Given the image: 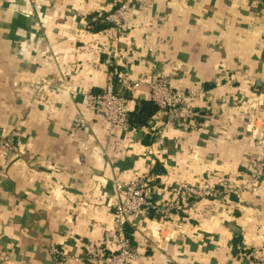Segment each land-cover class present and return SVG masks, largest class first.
<instances>
[{"label": "crops", "instance_id": "1", "mask_svg": "<svg viewBox=\"0 0 264 264\" xmlns=\"http://www.w3.org/2000/svg\"><path fill=\"white\" fill-rule=\"evenodd\" d=\"M118 4L0 0V135L14 144L0 146L2 264H56L52 247L100 264L87 258L115 248L118 187L143 173L156 204L178 207L133 216L131 264H264V179L249 178L264 153V0H136L122 35L103 19ZM110 71L132 132L89 108ZM157 79L185 109L156 108ZM186 186L230 192L185 199Z\"/></svg>", "mask_w": 264, "mask_h": 264}, {"label": "built area", "instance_id": "2", "mask_svg": "<svg viewBox=\"0 0 264 264\" xmlns=\"http://www.w3.org/2000/svg\"><path fill=\"white\" fill-rule=\"evenodd\" d=\"M135 2L136 0H119L118 6L104 16V22L113 31L122 35ZM113 58L115 62L120 63L124 60L125 54ZM113 74L112 71L109 72L107 85L103 92L97 96L88 94L86 98L89 108L95 114L102 116L111 129H119L129 133L134 128L130 124L125 96L115 89ZM117 82H121V79ZM123 86L126 88L129 84L125 83ZM149 88L150 100L159 111L176 113L185 109L184 106L188 103V98L185 95L173 90L164 80L157 79L151 82ZM256 118V115L251 117L249 124L251 128L254 127ZM255 131L257 133L256 128ZM0 146L8 152L14 149L13 140L4 133L0 135ZM151 178V173H143L138 179L118 187L123 190L124 197L113 206L115 227L111 239L115 248L108 254H104L98 249H92L87 260L100 264H131L136 257L132 243L134 232H128L127 227L133 216L139 213L152 212L161 218H171L173 211L178 207L177 203L176 201H169V203L162 206L156 204L149 188ZM249 178L253 182L264 179V153L252 163ZM228 192H230V189L227 186L223 189L186 186L181 189V196L185 199H222L228 196ZM51 252L57 259L56 264H63L70 259L63 250L56 247H52ZM6 261L7 257H0V264Z\"/></svg>", "mask_w": 264, "mask_h": 264}, {"label": "trees", "instance_id": "3", "mask_svg": "<svg viewBox=\"0 0 264 264\" xmlns=\"http://www.w3.org/2000/svg\"><path fill=\"white\" fill-rule=\"evenodd\" d=\"M147 115H149V114H147Z\"/></svg>", "mask_w": 264, "mask_h": 264}]
</instances>
